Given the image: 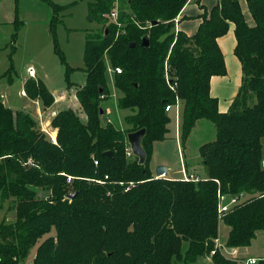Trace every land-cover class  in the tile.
<instances>
[{
	"label": "trees",
	"instance_id": "16d2710c",
	"mask_svg": "<svg viewBox=\"0 0 264 264\" xmlns=\"http://www.w3.org/2000/svg\"><path fill=\"white\" fill-rule=\"evenodd\" d=\"M41 1L51 7L55 28L66 5ZM185 2L87 0L89 21L102 29L86 31L85 81L74 86L83 119L71 107L60 109L50 122L57 130L55 143L28 112L0 100V200L10 199L16 216L12 224L0 222L2 264L12 263L13 256L25 257L45 235L34 264H192L214 248L220 222L229 228L227 246L246 247L257 230L264 234V0H245L251 24L239 0H217L199 15L192 35L174 32V19ZM114 7L119 28L106 17ZM230 22L242 80L228 109L220 112L209 81L226 72L217 38ZM20 23L16 10L13 42ZM55 52L68 76L73 69L57 46ZM112 66L121 69L111 73L121 91L117 106L130 112L123 128L101 121L105 111L100 103L110 93ZM24 92L44 108L54 102L40 79H27ZM177 98L183 103V145L199 119L212 122L216 132L199 146L206 177L197 181L155 177L149 167L153 143L169 131L165 106ZM141 128L143 164L125 151L127 134ZM218 190L257 193L219 221ZM71 193L75 195L69 198ZM211 261L234 264L218 253ZM258 264H264V257Z\"/></svg>",
	"mask_w": 264,
	"mask_h": 264
},
{
	"label": "rangeland",
	"instance_id": "374dc122",
	"mask_svg": "<svg viewBox=\"0 0 264 264\" xmlns=\"http://www.w3.org/2000/svg\"><path fill=\"white\" fill-rule=\"evenodd\" d=\"M51 1L58 5H66V7L59 13L61 22L56 24L55 28H52L51 26V7L41 0H34L32 4L24 3L27 15L26 17L18 15V19L21 23L14 42L11 40L14 34V27L11 29L8 28L7 25H0V95L4 96V103L11 109L24 110L31 116L34 115V105L29 99L25 96L22 97L20 94L26 80V71L27 69L33 68L36 69L37 76L44 81L49 92L54 93H51L54 97V102L55 98H58V100L61 99L59 97L60 89L66 90L67 93L65 102L58 105H51V108L56 112L48 111L49 113H46L47 117L50 118V122L52 117L57 113V110L67 107L73 108L80 118L83 119V115L79 109V103L75 106L74 86L83 85L85 81V75L81 70V67L83 66L86 31L90 30L94 33H99L102 29V25L89 21L87 17V0ZM18 4L20 8L23 7L22 0ZM30 6H32L33 9L29 8ZM251 23H253V21ZM116 27L119 28L120 25L116 24ZM177 31L176 26H174V32ZM174 41L175 38L173 42ZM56 46L63 54L67 66L73 69L68 73V76L66 75V65L61 62L60 57L55 52ZM114 68L112 66L108 72L110 79L107 84V88L110 92L108 94L109 96H106L100 103V106L105 111L104 117L101 121L102 123H106L107 120H109L113 125L123 128L125 126V116L130 114V112L127 109H120L117 106V100L121 96V91L118 90L113 81H111V73L113 74L115 72ZM68 83H72L73 85H69ZM68 89L71 90L69 91ZM40 104L42 105L41 101ZM41 109H44L43 105L41 106ZM169 115L171 117V123L168 124L170 133L167 135V138L163 139V141L156 143L157 146L152 156V160H163L172 163L176 169H179L181 164L179 163L178 154L179 151L182 152V147L180 137L178 136L175 138L176 123L174 120V109H172ZM178 123L177 119V127ZM50 128L52 127L50 126L47 128L46 132L43 130L41 131L46 133L49 138L51 136L54 137L56 142L57 130L53 128L54 131H52ZM215 136L216 132L212 122L203 119L197 124L196 128L192 130L186 141L185 146L187 149V155H195L200 144L213 140ZM261 143L262 156L264 158V138L261 139ZM28 161L32 160L29 159ZM203 169V164L202 166L199 165L195 168V173L199 175L200 178H203L206 175L204 173L205 169ZM153 171V174L155 175V168ZM256 193L248 194L246 199ZM44 194L46 195L47 193ZM244 200L245 198L237 204L242 203ZM13 208L14 205L11 208L10 199L5 201L0 200V222L12 224L16 221L15 210ZM228 229L227 226L220 222L219 233L222 241L225 240ZM50 234L52 235L53 231ZM46 237L47 235L35 242L34 246L29 249L28 254L20 260L17 259L16 256H13L12 263L17 264V262H19L20 264H34L37 248ZM185 246L186 244H184V247ZM238 249L243 255L247 254L252 255L253 257H264L263 231L257 230L250 245L246 247H238ZM175 264L181 263L175 262ZM193 264L213 263L210 259L200 257Z\"/></svg>",
	"mask_w": 264,
	"mask_h": 264
},
{
	"label": "crops",
	"instance_id": "0c3cea01",
	"mask_svg": "<svg viewBox=\"0 0 264 264\" xmlns=\"http://www.w3.org/2000/svg\"><path fill=\"white\" fill-rule=\"evenodd\" d=\"M22 1H23V7L20 8L18 6L19 5L18 3H20L21 0H0V25H7L8 28L13 29L14 20H15V16H16V10H17V15H19L21 17H26L27 14H26L25 4L26 3L32 4L34 0H32V1L31 0H22ZM239 1L241 4L243 16H244L245 20L250 24L252 22V17L248 11V8L246 6V2H245V0H239ZM216 2H217V0H186L181 11L177 15V17L174 19V26H176L177 30H181L182 32L186 33L187 35L194 34L196 32L200 22H201V17L199 15L205 9L208 11ZM29 8L33 9L32 6H30ZM217 43H218V46L220 47V50H221L223 57H224L226 72L223 75L212 76L210 78V81H209V86H210V95L212 97L216 98V100H217L218 110L220 112H224L228 109L231 101L233 100V98L237 94V91L241 85V80H242V70H241L240 61L234 52V48L236 45V39H235V35H234V24L233 23H231V22L229 23V28H228L227 32L224 35L217 38ZM30 77L31 76L28 75V71H26V77H25L26 80L29 79ZM33 77H34V79H40L37 76L36 69H34ZM61 90L62 89H60L59 91H61ZM68 90L70 91L71 89H68ZM23 91H24V84H23L22 90L20 91V94L22 97L25 96L27 99L30 100V102H32V104L34 105V115H32V116L38 121L40 128L42 127L43 129L47 130V128L50 127V118L47 117L46 113L48 114L50 111H54L53 108H51V106H50L49 108H51V109L44 108L42 110L41 109L42 105L40 104V100L28 98L26 96V94L25 95L23 94ZM51 93L54 94L53 92H51ZM3 97L4 96L0 95V100L3 102L4 105H6L4 103ZM74 97H75V95H74ZM74 99L76 102V103L74 102L75 106H76V105H78V101H77L76 97ZM65 101H66V98L64 100H62V99L58 100V98H55V102L53 104L58 105V104H61ZM182 108H183L182 100L177 98V100L175 101L172 108L169 111H167V113L170 114L172 109H174V120L176 123L175 138H177L179 136L180 139H181L180 123L182 121L180 118V110H181V115H182ZM59 110H57V112ZM54 112H56V111H54ZM177 119L179 122L178 127H177ZM202 120L203 119L197 120L194 127L192 128V130L194 128H196L197 124L199 122H201ZM170 123H171V121H170ZM50 129H52V131H54L53 128H50ZM192 130H191V132H192ZM191 132H190V134H191ZM169 133H170V130L168 131L167 135ZM167 135L165 138H167ZM161 141H163V140L155 141L153 143V147H152V151H151L149 167H150V171H151L153 176H155L153 174L154 168L158 165H164L166 167V172L164 175H162L160 177L181 178L182 179V177H183L182 167H184L185 171L188 174H193L194 176L200 178L199 175H197L195 173V168L199 165L202 166V159L199 155V150H198L199 146L201 144L197 148V150H198L197 153L193 156H189V155H187V149L185 146L186 142L183 145V143L181 141L182 152L179 151V154H178L179 163L181 165H180L179 169H176L172 163H169V162H166L163 160H157V161L152 160V156H153L155 148L157 146L156 143L161 142ZM204 173L206 174L205 171H204ZM205 177H206V175H205ZM205 177H203V178H205ZM244 255L245 256H252V255H247V254H244ZM201 257L209 259L206 256H201ZM255 257H257V256H255ZM210 261H211V259H210Z\"/></svg>",
	"mask_w": 264,
	"mask_h": 264
},
{
	"label": "built area",
	"instance_id": "2783aa9c",
	"mask_svg": "<svg viewBox=\"0 0 264 264\" xmlns=\"http://www.w3.org/2000/svg\"><path fill=\"white\" fill-rule=\"evenodd\" d=\"M117 15H118V9H117V7H114L108 14H106V17L111 19V21H113L115 24L120 25V23L117 22ZM27 71H28V75L33 77L34 69L30 68V69H27ZM114 71L117 73H120L121 69L119 67H115ZM165 77L167 79L168 75L166 74ZM169 86L171 87V89L173 88L170 84H169ZM23 94L25 95L24 91H23ZM66 94H67L66 90H61L59 97L61 99H65ZM173 105L174 104H169V105L165 106V111H169ZM41 130H43L45 132L47 131V130L43 129L42 127H41ZM50 140L55 143L54 137L51 136ZM125 151H126L127 157H132L133 153H132L130 146H127ZM94 163L97 164V161L95 160ZM261 165L264 166V158L261 160ZM182 172H183L182 179L185 181H188V180L197 181L200 179V178L194 176L193 174H188L185 171L184 167H182ZM70 179H71V177L68 176L67 181L69 182ZM129 184L133 185V182H130ZM246 197H247L246 194L242 193V192L230 195V194H224L218 190V193H217L218 220L221 221V219L223 218V216L225 214H227L233 207L237 206L238 205L237 203L239 201H241L244 198L246 199ZM216 253L221 255L224 259L233 262L234 264H258L259 260L261 259L260 257H253V256L250 257V256H245V255L241 254L238 247L227 246L224 243V241L221 240V237H219V236L217 238H215V240H214V248L212 250H210V252L205 256L209 259H212V256L215 255ZM0 264H2L1 259H0ZM12 264H14V263H12ZM17 264H20V263L17 262Z\"/></svg>",
	"mask_w": 264,
	"mask_h": 264
},
{
	"label": "water",
	"instance_id": "95a60500",
	"mask_svg": "<svg viewBox=\"0 0 264 264\" xmlns=\"http://www.w3.org/2000/svg\"><path fill=\"white\" fill-rule=\"evenodd\" d=\"M158 21H152L151 25L157 24ZM143 46H146L148 44V41L146 38L142 40L141 43ZM131 46H134V44H131ZM102 113V112H101ZM145 134V129L141 128L136 131L130 132L127 134V142L132 150L133 155H135L138 158V163L143 164L145 160V152L142 149L141 146V139ZM105 155H111L110 151H106L104 153ZM166 172V167L164 165H158L155 167V176L160 177L164 175ZM75 195V193L69 194V198H72Z\"/></svg>",
	"mask_w": 264,
	"mask_h": 264
}]
</instances>
